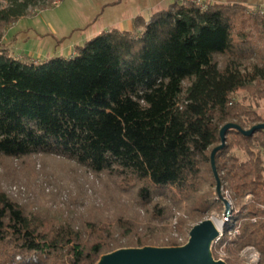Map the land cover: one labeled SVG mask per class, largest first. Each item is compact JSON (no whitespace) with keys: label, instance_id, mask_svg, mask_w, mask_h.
Masks as SVG:
<instances>
[{"label":"trees","instance_id":"16d2710c","mask_svg":"<svg viewBox=\"0 0 264 264\" xmlns=\"http://www.w3.org/2000/svg\"><path fill=\"white\" fill-rule=\"evenodd\" d=\"M56 1L1 0L0 40ZM204 6L178 0L70 58L38 63L0 49V158H66L134 199L110 218H56L0 190V264H96L121 248L179 247L208 215L223 213L211 155L226 124L264 123V15L238 3ZM216 167L235 206L223 235L235 238L221 243L231 239L226 262L252 247L264 264V130H228ZM177 214L182 243L168 227Z\"/></svg>","mask_w":264,"mask_h":264},{"label":"rangeland","instance_id":"374dc122","mask_svg":"<svg viewBox=\"0 0 264 264\" xmlns=\"http://www.w3.org/2000/svg\"><path fill=\"white\" fill-rule=\"evenodd\" d=\"M156 1L159 0L153 2ZM176 1L178 0H166V4L170 6ZM183 1H196L201 5L238 3L252 13L257 11L261 14L264 11V0ZM149 2L150 0H58L47 9H32L27 16L12 23L5 32V38L0 40V49H7L15 58L38 63L48 62L55 57L70 58L75 55L77 47L105 31L114 28L132 31V18L145 11ZM139 17L143 18H133L134 24ZM245 96L246 93L240 92L239 98ZM259 112L264 116V101L260 103ZM233 153L246 159V155L239 150L235 149ZM0 190L28 211L44 212L56 218L70 216L72 213L80 217L96 211L110 218L124 206H132L134 203L132 194L119 191L106 175L94 176L74 161L54 155H35L24 159L0 158ZM222 199L230 203L232 216L235 206L223 187ZM249 200L250 197L245 201ZM223 207V213L214 211L205 219H214L221 224L220 237L215 242L213 252L217 255L216 259L226 262L230 258L226 251L231 247L230 240L235 238V232L227 234L228 239H231L221 244L227 238L223 235L225 226L231 219V216H225V201ZM181 215L184 216L177 214V218L170 220L168 227L171 237H179L182 243L186 234L180 235L177 232V222ZM189 225L186 226L187 232L188 227H192ZM259 262L260 254L252 247L244 249L238 255L237 264H260Z\"/></svg>","mask_w":264,"mask_h":264},{"label":"water","instance_id":"95a60500","mask_svg":"<svg viewBox=\"0 0 264 264\" xmlns=\"http://www.w3.org/2000/svg\"><path fill=\"white\" fill-rule=\"evenodd\" d=\"M237 129L243 135L250 137L258 130H264V123L255 125L250 130H244L235 123L226 124L220 132L221 145L216 147L211 155L212 168L217 179V192L222 197V183L216 167V154L226 146V133ZM225 216H231L230 203L225 199ZM220 237V229L213 219H206L193 227L188 242L179 247L121 248L102 255L96 264H227L216 259L213 245Z\"/></svg>","mask_w":264,"mask_h":264},{"label":"crops","instance_id":"0c3cea01","mask_svg":"<svg viewBox=\"0 0 264 264\" xmlns=\"http://www.w3.org/2000/svg\"><path fill=\"white\" fill-rule=\"evenodd\" d=\"M154 0H150L149 4L145 7V11L140 12L138 16H142L145 18L144 20L146 22H150L153 16L158 13L159 11L167 8L169 5L166 4V0H159L156 1L155 3L153 2ZM241 3V2H239ZM137 14L133 18L138 17ZM132 18V21L130 22V25H133L134 27V20Z\"/></svg>","mask_w":264,"mask_h":264},{"label":"bare ground","instance_id":"6f19581e","mask_svg":"<svg viewBox=\"0 0 264 264\" xmlns=\"http://www.w3.org/2000/svg\"><path fill=\"white\" fill-rule=\"evenodd\" d=\"M213 221L216 223L217 227L220 229L221 228V224L218 223L216 220L213 219ZM221 222V221H220Z\"/></svg>","mask_w":264,"mask_h":264},{"label":"built area","instance_id":"2783aa9c","mask_svg":"<svg viewBox=\"0 0 264 264\" xmlns=\"http://www.w3.org/2000/svg\"><path fill=\"white\" fill-rule=\"evenodd\" d=\"M198 5H200V6H202L203 8H205V6L204 5H201L200 3H198V2H196ZM261 14H263L264 15V11H261Z\"/></svg>","mask_w":264,"mask_h":264}]
</instances>
